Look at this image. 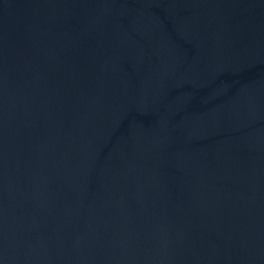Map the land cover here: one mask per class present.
I'll list each match as a JSON object with an SVG mask.
<instances>
[{
  "label": "water",
  "instance_id": "95a60500",
  "mask_svg": "<svg viewBox=\"0 0 264 264\" xmlns=\"http://www.w3.org/2000/svg\"><path fill=\"white\" fill-rule=\"evenodd\" d=\"M0 264H264V0H0Z\"/></svg>",
  "mask_w": 264,
  "mask_h": 264
}]
</instances>
